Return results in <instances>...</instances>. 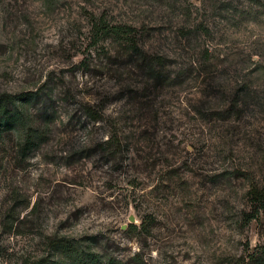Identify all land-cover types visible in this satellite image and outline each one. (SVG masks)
<instances>
[{"label":"rangeland","instance_id":"374dc122","mask_svg":"<svg viewBox=\"0 0 264 264\" xmlns=\"http://www.w3.org/2000/svg\"><path fill=\"white\" fill-rule=\"evenodd\" d=\"M89 14L128 41L92 45ZM0 93L55 116L24 154L19 132L0 138V264H50L64 237L107 264H264V215L245 220L264 0H0Z\"/></svg>","mask_w":264,"mask_h":264},{"label":"trees","instance_id":"16d2710c","mask_svg":"<svg viewBox=\"0 0 264 264\" xmlns=\"http://www.w3.org/2000/svg\"><path fill=\"white\" fill-rule=\"evenodd\" d=\"M88 37L92 45H96L102 39L108 37L125 38L128 41L129 29L111 25L101 15L98 17L89 14L88 16ZM34 95L30 93H20L17 95L0 93V138L4 134L19 132L21 135L22 145L20 153L24 154L27 151L42 144V138L45 136L44 130L48 132L49 127L53 125L55 116L53 112H46L42 110L39 114H29L20 110L23 105L34 101ZM34 101L32 104H34ZM19 106V107H18ZM82 115L91 122H99L101 114L95 111L90 106L82 107ZM118 136L113 133L109 139L102 142V145L109 144L110 139L114 144H118ZM260 180L258 182H250L246 190L245 196L248 202L249 213L245 215L246 222L258 221L261 215H264V161L262 163ZM142 220L140 219L139 226L136 228L132 224L126 226V230L131 233L137 229H142ZM48 247L51 249L52 254H56V258L50 264H62V259L69 260L71 264H107L95 261L96 253L90 252V247L84 251V246L81 240L71 238H53L48 240ZM247 259L252 261L255 254L253 252L247 254ZM44 260H38L35 264H44Z\"/></svg>","mask_w":264,"mask_h":264}]
</instances>
